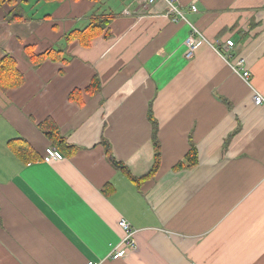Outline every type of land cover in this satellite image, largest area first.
Segmentation results:
<instances>
[{
  "label": "crops",
  "instance_id": "1",
  "mask_svg": "<svg viewBox=\"0 0 264 264\" xmlns=\"http://www.w3.org/2000/svg\"><path fill=\"white\" fill-rule=\"evenodd\" d=\"M178 5L176 23L160 0H65L40 6L50 18L2 32L0 55L12 54L24 83L0 92V264H264V110L248 99L264 97V0ZM10 9L0 7V22ZM102 14L111 19L89 47L66 43ZM192 27L200 36L189 60ZM27 46L61 58L32 68ZM240 58L249 83L232 67ZM45 120L64 141L62 161L42 160L54 148ZM154 134L160 165L142 182ZM190 139L197 164L174 170L187 165ZM120 220L135 247L114 260Z\"/></svg>",
  "mask_w": 264,
  "mask_h": 264
},
{
  "label": "trees",
  "instance_id": "2",
  "mask_svg": "<svg viewBox=\"0 0 264 264\" xmlns=\"http://www.w3.org/2000/svg\"><path fill=\"white\" fill-rule=\"evenodd\" d=\"M65 0H0V7L5 5L10 6V10L4 15L2 22H0V35L2 32L12 23L27 22L35 19V14L38 15V20H46L50 18V14H45L40 11V6H57L64 2ZM78 1V0H72ZM92 1V0H89ZM94 1V0H93ZM41 14V16H39ZM94 21L91 22L85 29L82 31H72L67 34L64 38L66 43H71L74 40H77L80 45L83 47H89L92 40L99 36V34L104 33V30L107 28L110 16L100 15L93 17ZM108 33V32H107ZM107 33L105 34L107 36ZM11 43L9 47L11 49ZM13 51V49L11 50ZM23 59L30 64L32 68H36L41 65L46 60L56 61L60 59V52H55L54 50H46L43 53L36 54L34 53L33 47L27 46L23 50ZM24 83V74L19 70L16 59L12 56L11 53L5 54L0 58V92L6 93L9 91L16 90L20 88ZM149 119L155 125V121L151 115ZM43 134L47 139L52 143V146H58L64 144V141L60 138L57 127L50 120H45L39 125ZM156 132V131H155ZM154 163L149 174L143 177L140 181H145L155 176L159 165H160V145L154 134ZM190 149L184 157L187 165L180 162L174 167V170H181L184 167L192 168L197 164V150L195 145L190 139ZM103 146L106 148V156L110 163L118 168L123 169L121 163H117L111 155L110 147L105 140H102ZM56 149V148H55ZM21 158H26L25 163L33 162L34 159L30 157V152L27 148H22L18 154ZM29 157V158H28Z\"/></svg>",
  "mask_w": 264,
  "mask_h": 264
},
{
  "label": "built area",
  "instance_id": "3",
  "mask_svg": "<svg viewBox=\"0 0 264 264\" xmlns=\"http://www.w3.org/2000/svg\"><path fill=\"white\" fill-rule=\"evenodd\" d=\"M158 0H137V2L140 5L143 6H152L154 5ZM165 3L166 5V16H172L173 21L178 22H184L185 17L181 12V7L178 5L179 0H160ZM189 11L191 13H196L197 9L194 5H191L189 7ZM200 36L199 31L196 28H191L188 36L186 37L184 41V46L186 48L185 51V57L187 59H192L194 56V51L196 47V37ZM226 47L232 48L234 46V42L232 40H226L225 42ZM232 67L235 71L240 70L242 72V79L249 83V72L245 69V62L244 59L240 58L236 60ZM248 99L252 102L253 106L256 108H263L264 110V97L260 95L255 90L251 91V94L249 95ZM64 157L61 155L59 151L54 149L53 147H48L44 150V154L42 157V160L44 163H51V162H57L62 161ZM119 226L121 230L123 231V238L121 239L118 246L112 251L110 254V259H122L125 258L128 252L135 247V240H134V231L131 228L130 224L126 222L125 220H120ZM85 264H97L93 261H86Z\"/></svg>",
  "mask_w": 264,
  "mask_h": 264
},
{
  "label": "rangeland",
  "instance_id": "4",
  "mask_svg": "<svg viewBox=\"0 0 264 264\" xmlns=\"http://www.w3.org/2000/svg\"><path fill=\"white\" fill-rule=\"evenodd\" d=\"M50 8H51V6H50V5H47V6H46V10H47V12L50 10ZM33 49L35 50V47H34ZM0 56H2V57H3V55H0ZM51 163H54V162H51Z\"/></svg>",
  "mask_w": 264,
  "mask_h": 264
}]
</instances>
